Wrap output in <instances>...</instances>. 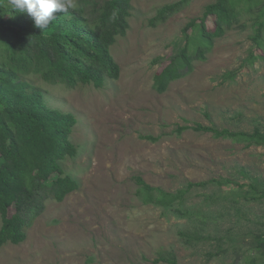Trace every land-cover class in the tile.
Here are the masks:
<instances>
[{
    "label": "rangeland",
    "instance_id": "1",
    "mask_svg": "<svg viewBox=\"0 0 264 264\" xmlns=\"http://www.w3.org/2000/svg\"><path fill=\"white\" fill-rule=\"evenodd\" d=\"M180 1L132 0L130 27L111 46L119 78H107L101 88L27 77L50 107L77 118L71 140L78 153L62 166L79 187L62 201L48 197L26 239L0 247V264H170L156 262L160 257L179 264H249V247L264 232V198L244 192L252 182L264 184V145L192 127L264 132V50L244 16L159 92L156 72L194 36L186 25L216 0H191L154 21L163 6ZM214 28L210 17L207 29ZM137 176L171 192L189 182H230L194 186L182 203L164 207L144 203Z\"/></svg>",
    "mask_w": 264,
    "mask_h": 264
},
{
    "label": "trees",
    "instance_id": "2",
    "mask_svg": "<svg viewBox=\"0 0 264 264\" xmlns=\"http://www.w3.org/2000/svg\"><path fill=\"white\" fill-rule=\"evenodd\" d=\"M190 1L163 6L154 21L165 20ZM72 4L67 13H55L56 18L40 30L26 12H17L10 0H0V247L26 239L30 220L48 197L62 201L79 187L62 166L65 159L78 153L71 140L77 118L73 113L50 107L42 89L27 77L36 74L46 82L70 88L79 84L101 88L107 78L118 79L120 75L111 46L130 27L132 0H72ZM244 16L250 17L253 39L264 50V0H216L205 7L201 18L186 25L184 31L192 28L194 36H187L185 46L156 72L154 87L163 92L172 81L183 77L192 69L194 57H203L213 39ZM210 17L215 23L212 32L207 29ZM191 41L196 43L195 49ZM192 129L244 142L246 146L264 145V132L260 129L232 131L199 123ZM136 182L144 203L172 207L182 203L194 186L209 182L223 185L230 180L189 182L176 192L153 186L141 176L136 177ZM249 187L245 195L264 198V184L252 182ZM249 248L251 253L245 261L264 264V232L254 237ZM161 260L179 264L173 257L155 261Z\"/></svg>",
    "mask_w": 264,
    "mask_h": 264
},
{
    "label": "clouds",
    "instance_id": "3",
    "mask_svg": "<svg viewBox=\"0 0 264 264\" xmlns=\"http://www.w3.org/2000/svg\"><path fill=\"white\" fill-rule=\"evenodd\" d=\"M10 3L17 12H26L40 30L56 18L55 13H67L73 7L72 0H10Z\"/></svg>",
    "mask_w": 264,
    "mask_h": 264
}]
</instances>
